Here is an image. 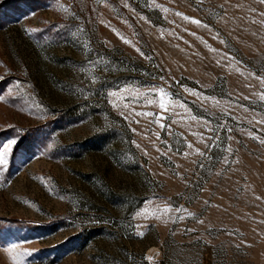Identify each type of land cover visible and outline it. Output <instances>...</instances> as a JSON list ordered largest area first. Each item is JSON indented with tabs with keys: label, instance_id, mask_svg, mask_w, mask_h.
<instances>
[{
	"label": "rangeland",
	"instance_id": "rangeland-1",
	"mask_svg": "<svg viewBox=\"0 0 264 264\" xmlns=\"http://www.w3.org/2000/svg\"><path fill=\"white\" fill-rule=\"evenodd\" d=\"M0 264H264V3L0 0Z\"/></svg>",
	"mask_w": 264,
	"mask_h": 264
},
{
	"label": "snow or ice",
	"instance_id": "snow-or-ice-1",
	"mask_svg": "<svg viewBox=\"0 0 264 264\" xmlns=\"http://www.w3.org/2000/svg\"><path fill=\"white\" fill-rule=\"evenodd\" d=\"M261 2L264 3V0H261ZM193 22H194V23H197V24L200 23V21H197V20H194ZM161 107H164V105L161 104ZM141 115H148V114H147V113H141ZM13 143H15V142L13 141Z\"/></svg>",
	"mask_w": 264,
	"mask_h": 264
}]
</instances>
